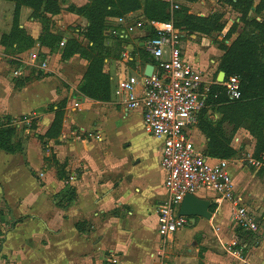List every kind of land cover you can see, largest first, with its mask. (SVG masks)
<instances>
[{
	"label": "crops",
	"instance_id": "obj_1",
	"mask_svg": "<svg viewBox=\"0 0 264 264\" xmlns=\"http://www.w3.org/2000/svg\"><path fill=\"white\" fill-rule=\"evenodd\" d=\"M69 1L76 9L89 2ZM252 1L254 7L264 2ZM67 7L62 5L63 10L52 20L60 28L73 23L87 28V21L69 14ZM140 15L136 12L131 14L134 20H127L145 22ZM115 26L116 22L112 28ZM21 28L32 40L38 39L40 31L32 20ZM75 32L77 35L79 29ZM125 36L113 39L131 41L138 49L128 44L125 60L105 61L112 101H91L76 92L79 80L72 84L65 78L78 106L64 116L65 124L56 137L46 136L54 117L44 110L52 100L67 95V90L55 77L56 86L35 80L23 82L30 74L22 66L12 71L10 81L0 63V129H13L4 122L24 116L26 120H37L35 130L26 131L18 152L0 150V254L14 260V264H264V236L249 242V250H243L236 244L238 236L227 233L231 231L230 223L241 233L231 220L230 205H216L210 190H199L194 195L210 203L209 219L195 218L192 223L187 218V227L160 239L156 214L165 200L161 143L144 131L141 112L126 111L114 96L118 81L128 76L140 79L154 63L144 50L148 33L138 30ZM184 38L182 35L183 59L202 73L210 89L221 86L217 82L219 73L215 81L207 78L205 52L214 49V66L222 52L213 44L209 47L202 37L189 36L183 42ZM34 46L28 53H19L16 61L29 65L43 56L39 69L58 78L66 77L67 67L74 62L84 75L86 63L79 57L60 62L59 53H50L39 42ZM1 51L0 45V61ZM93 104L109 105V111L94 116L80 110ZM217 108L207 104L199 116L204 113L205 118L216 120ZM91 131H97L96 135ZM97 135L99 139H95ZM191 140L196 151L203 154L207 141L197 126ZM237 165L231 163L229 173ZM199 237L203 258L198 260L194 256L197 250L190 248L188 253V243Z\"/></svg>",
	"mask_w": 264,
	"mask_h": 264
},
{
	"label": "rangeland",
	"instance_id": "obj_2",
	"mask_svg": "<svg viewBox=\"0 0 264 264\" xmlns=\"http://www.w3.org/2000/svg\"><path fill=\"white\" fill-rule=\"evenodd\" d=\"M55 1L60 11L63 10L61 6L65 5L68 6L65 10L69 14L81 17L75 14V7L69 0ZM90 1L91 0H89V2ZM161 2L169 4L164 12V15H168V18L159 19L161 22H171L175 25V12L180 10V8H178L180 4L188 7V14L209 21V26L204 23L200 24L201 27L198 26L200 31L198 32H190L184 28L176 29L185 36L183 42L188 41L189 36H199L208 41L209 47L213 44L216 46L217 50L222 52V56L219 58L216 66L212 63L214 49L210 48L205 52L206 75L209 79L213 78V81H215L217 73L222 72L219 70L222 57L225 52L232 47L237 38L241 36L243 39H246L249 34L251 37L255 36L256 38L258 35L253 24H246L242 21L243 14L241 10L229 6L224 0H195L192 3H186L181 0H162ZM261 3L262 5H260ZM261 3L257 5V7L259 5L261 6V8L259 6V13H254L253 11L248 13L247 22L254 20L261 24L264 21V2ZM136 12H140L141 19H144L142 10ZM136 12L126 14L122 18L134 20L131 14L133 15ZM59 14L50 15L42 12L34 13L31 8L25 6H21L16 11L13 2L0 0L1 67L4 70L7 69L5 75L10 81L13 79L12 71L18 66L24 67L30 74V77L25 78L23 82L31 83L35 80L39 82V84L43 83L44 85L56 86L57 84L54 83V78L52 77L59 80V86L61 85L67 90V95L52 100L44 111L52 114L53 117H56V114H60L62 116V127L63 124H65L63 122L64 116L73 113L70 111V108H74L76 101V97L73 96V92L67 81H71L72 84H75L79 80L76 92L91 101L100 104H108L112 101V86L108 74L104 72L105 61L110 59L117 61L121 58L125 60L124 55L127 53L126 49L128 44H131L134 50L138 48L135 44L131 43V41L123 42L120 41V39L119 41L113 39L114 37L109 33V30L114 27L119 17L114 16L105 18V28L101 31L100 37L97 40L98 45L95 48L86 38L88 34L87 28L84 27L81 29L80 25L75 23L60 28L59 25L52 20L53 17ZM202 15L204 17H200ZM30 20L36 23L40 31L37 40L29 38L25 30L21 28V25ZM147 21L149 22V20ZM77 29H79V32L76 35L75 31ZM121 29L123 30V28ZM28 38L32 40V44L27 40ZM37 42H39L41 46L47 47L50 53H59L60 62H68L74 56L79 57L81 61L86 63L84 75H81L76 68L79 64H75L74 62L71 63L70 67H67V76L58 78L54 73L48 74L44 70L39 69L44 62L43 58H41L43 56L35 58L31 63L28 61L30 63L29 65H23L16 61V56L19 53H28L31 48L35 47L34 45ZM193 42H196V40H193ZM68 44L71 49H67L66 51ZM244 52L247 54L248 61L253 63V68L264 70V31L261 33L258 41L256 39L253 41L252 49L249 52L250 55L247 51L244 50ZM64 56L68 57L64 58ZM9 61L12 64H9ZM65 78L67 81H65ZM244 92L240 93V102H230L217 108L216 113L218 114V119L215 120L210 117H204L201 123L208 124L211 128H215L219 131L221 138L225 141L226 147L232 151L231 156L225 159L234 163L235 166L238 164L237 168L232 166L233 172L230 171V178L236 195L241 196L247 211L254 217L257 231L254 233L246 232L241 234L236 232L233 225L230 223L229 226L231 231L227 233L231 236L235 233L239 241L236 244H240V246L245 248L243 250H246L251 244L249 242L264 236V167L260 170H255L249 163V158H254L264 151V100L260 96L254 97L250 94H244ZM108 108L109 105L93 104L85 108H80V110H85V113L95 116L98 113H106L109 111ZM75 109L77 110L78 108ZM26 117L27 116L15 119L13 122L11 120L12 123L10 121L4 122L6 124L10 123L11 127L14 126L11 133L4 135L14 147L21 142L26 131L32 132L36 128L37 120L31 118H27L26 120ZM198 132L204 137L203 133L200 131V127ZM91 133L96 135L97 131H91ZM89 134H87L88 137ZM99 138L100 136L98 135L95 137V139ZM254 197L256 200L253 199ZM193 239L188 243V253L190 248H194L197 250L194 256L198 260L202 259L203 248L200 246L202 238ZM194 241L196 243H194ZM13 261L14 260L11 261L7 258L6 255L2 256L0 254V264H14Z\"/></svg>",
	"mask_w": 264,
	"mask_h": 264
},
{
	"label": "built area",
	"instance_id": "obj_3",
	"mask_svg": "<svg viewBox=\"0 0 264 264\" xmlns=\"http://www.w3.org/2000/svg\"><path fill=\"white\" fill-rule=\"evenodd\" d=\"M138 30L152 34L144 43L154 63L152 72L140 79L128 76L118 81L114 96L126 111L139 110L144 131L161 143L165 200L156 214L160 239L189 225L186 217L179 216V208L187 195L194 196L199 190L212 191L216 205H230L231 220L241 233L256 232L255 221L234 191L229 173L232 162L208 158L193 147L191 133L198 124L199 112L207 108L211 89L202 73L183 59L182 34L171 22H129L124 18H118L109 33L123 39ZM221 86L229 101L240 98L238 76H229ZM249 163L254 169L264 167V153L258 159L249 158Z\"/></svg>",
	"mask_w": 264,
	"mask_h": 264
},
{
	"label": "trees",
	"instance_id": "obj_4",
	"mask_svg": "<svg viewBox=\"0 0 264 264\" xmlns=\"http://www.w3.org/2000/svg\"><path fill=\"white\" fill-rule=\"evenodd\" d=\"M7 1H11L15 4L16 11L21 6H25L31 8L34 13L42 12L50 15H56L60 12L55 0ZM181 1L192 3L195 0ZM224 2L229 6L240 9L243 14L242 21H244V23L246 24H253L258 32V35L255 38V36L251 37V35L249 34L247 35L246 39H243L241 36H239L232 47L227 52H225L224 56L222 57L219 64V70L225 74V78H228L229 76L239 77L240 93L246 91L244 92V94H250L254 97L260 96L264 100V70L253 68V63L248 61L247 54L244 52L245 50L249 54L250 50L252 49L253 41L255 39L258 41L261 33L264 31V21L261 24L255 22L254 20L247 22L248 13L250 11L259 13V6L262 5V3L258 7L256 6V8L254 7L252 0H224ZM168 6V3L158 0H91L84 7L78 8L77 10L75 8V14L81 16L87 21L88 34L86 38L96 48L98 45L97 40L100 37V33L105 28V18L114 16L122 18L126 14L142 10L143 17L146 21H160L159 19L168 18V15H164V12ZM179 6L178 8H180V10L175 12V28H184L190 32H198L200 31V28H198V26L201 27L200 24L204 23L209 26V21L188 14L187 6L181 4ZM148 36L152 37V34H149ZM29 38L27 40L30 42V44H32V40ZM67 49H71L69 44L66 47V51ZM66 57L68 56H64V58ZM209 96L210 97L208 100V105L217 107L230 102L238 103L239 99H241L240 97L236 101H229L223 94L222 86L213 87L210 90ZM203 118L204 113L198 116L197 124L198 130L200 127V131L203 133L207 141L206 150L202 155L212 159H225L231 156L232 151L226 147L225 141L221 138L219 131H217L215 128H211L210 126H208V124H202L201 121L203 120ZM61 122L62 116L60 114H56L52 126L46 136L56 137V135L60 132L62 124ZM11 132V128L2 130L0 129V150L12 154L15 151L18 152L20 150V144L14 147L12 144H10L9 139L5 138L4 135ZM262 153H264V151L254 158L258 159L262 155Z\"/></svg>",
	"mask_w": 264,
	"mask_h": 264
},
{
	"label": "water",
	"instance_id": "obj_5",
	"mask_svg": "<svg viewBox=\"0 0 264 264\" xmlns=\"http://www.w3.org/2000/svg\"><path fill=\"white\" fill-rule=\"evenodd\" d=\"M152 72V66H149L145 70V76H150ZM225 74L220 72L218 75L217 82L222 83L224 80ZM210 203L208 201H204L194 197L193 195H187L179 208V216L186 217L191 219L192 223H194L195 218L209 219Z\"/></svg>",
	"mask_w": 264,
	"mask_h": 264
}]
</instances>
